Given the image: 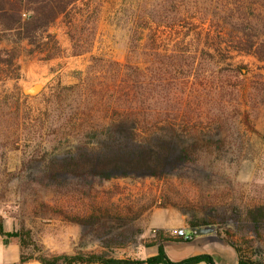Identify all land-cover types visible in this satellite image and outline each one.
Listing matches in <instances>:
<instances>
[{
  "label": "rangeland",
  "instance_id": "1",
  "mask_svg": "<svg viewBox=\"0 0 264 264\" xmlns=\"http://www.w3.org/2000/svg\"><path fill=\"white\" fill-rule=\"evenodd\" d=\"M83 1L99 6L89 53L68 56L71 42L59 19L39 44L52 34L63 56L44 60L45 52L28 55L36 45L23 40L19 77L0 80V229L27 232L39 250L30 246L25 252L38 257L64 253L69 232L80 228V244L90 248L85 252L107 251L113 257L114 243L109 249L98 246L128 231L133 233L127 243L135 242L156 207L172 206L189 220L230 210L233 219L220 228L223 235L233 233L252 261L264 260V230L257 238L251 231H239L235 219L245 205L264 201V61L233 48L239 45L233 37L244 32L230 24L242 17L255 19L259 27L250 33L264 42V0ZM137 16L143 17L144 27L138 31ZM159 20L175 26L158 27ZM218 32L223 35L214 40ZM12 39L4 36L1 47L10 48ZM91 56L143 71L145 112L173 117L182 145L197 143L194 166L170 169L161 178L96 180L92 187L66 174L50 177L49 165L59 163L55 157L76 148L78 130L92 128V121H84L81 98L86 95L69 91L56 102L51 87L78 83ZM39 84L36 94L25 93ZM153 87L158 96H153ZM91 108L104 116L105 98ZM91 215L97 217L94 225L78 222Z\"/></svg>",
  "mask_w": 264,
  "mask_h": 264
},
{
  "label": "trees",
  "instance_id": "2",
  "mask_svg": "<svg viewBox=\"0 0 264 264\" xmlns=\"http://www.w3.org/2000/svg\"><path fill=\"white\" fill-rule=\"evenodd\" d=\"M82 1L0 0V80L19 77L18 59L25 48L20 45L23 40L36 45L27 51L28 55L37 51L45 52L44 60L63 56L64 49L54 35L49 34V40L39 44L41 35L59 19L65 23L66 33L71 42L68 56L89 53L97 31L99 6L89 1H83V4ZM138 5L141 6L140 3ZM142 21L143 17L137 16L135 20L137 31L138 28H144L140 25ZM156 23L158 27L166 26V24L168 27L175 26L171 20L169 22L159 20ZM230 24L233 28H241L244 32L243 35L233 37L236 39L235 44H239L233 48L255 53L261 61H264V42L258 43L256 41L258 39H254V35L250 33L257 24L259 27V23L251 17H242L231 21ZM7 35L13 37V45L10 48L1 47V39ZM221 35L223 34L218 32L213 39L220 40ZM217 43L218 41H214V44ZM69 91L77 92L80 96L86 95L81 98L86 105L84 121L85 124H91L92 121V128L79 129L75 134L78 141L76 148L61 157H55L59 161L56 164L58 166L54 168V165H49L48 169L53 179L66 174L87 187H92L96 180L125 177L161 178L170 169L194 166L193 164L197 162V143L182 145L185 141L180 137L173 117L162 118L145 112L147 88L140 68L106 57L91 56V64L85 72L80 71L78 83L62 87L58 83L51 87V100L60 102L64 99L65 92ZM151 92L154 96L159 91L153 87ZM103 98H105L106 109L104 116L95 115L92 113L91 106L100 103ZM96 219L95 215H91L89 219L78 222L85 226H92ZM230 219H233V215L230 210H226L224 215L216 212L211 218L207 216L202 219H191L189 225L198 227L218 221V235L223 236V239L237 252V264H264V260L254 262L246 257L242 247L232 239L233 233L227 231L226 236L223 235L220 228ZM235 219L239 231H251L257 238H261L264 230V201L252 206L245 205L241 213L235 215ZM106 232L103 231L102 234L105 235ZM0 233L20 240L22 262L36 259L43 264H193L201 261L215 264L209 255L190 257L179 262L171 261L164 252L162 242L185 240L160 230L155 232V241L160 243L159 253L146 260L116 259L107 251H77L74 254L61 253L34 257L25 252L30 246L39 250L27 232L7 233L0 229ZM131 233L133 232H121L114 237L113 241L110 239L103 243V247L109 249L113 243L117 247L124 246L128 240L130 241Z\"/></svg>",
  "mask_w": 264,
  "mask_h": 264
},
{
  "label": "crops",
  "instance_id": "3",
  "mask_svg": "<svg viewBox=\"0 0 264 264\" xmlns=\"http://www.w3.org/2000/svg\"><path fill=\"white\" fill-rule=\"evenodd\" d=\"M172 207H156L151 210L149 219L143 224V228L136 237V241L127 243L124 247H114L116 253L113 258L116 259H139L156 256L159 253V244L155 241V232L163 231L165 234L173 235L178 228H185L189 233L193 234V238L188 241H164L162 246L167 257L173 262H179L190 257L209 255L215 264H237L238 257L235 249L228 244L223 236L215 233L198 236L191 231L189 225V217ZM81 229L78 232L75 229L68 234L69 243L63 251L67 254H74L77 251L89 250L80 244ZM76 240L70 242V240ZM71 240V241H72ZM98 245H96L97 247ZM103 249V246H98ZM22 247L17 237H8L0 233V264H43L36 259L26 262L21 261ZM99 264V263H98ZM162 264V263H160ZM193 264H207L205 261Z\"/></svg>",
  "mask_w": 264,
  "mask_h": 264
},
{
  "label": "water",
  "instance_id": "4",
  "mask_svg": "<svg viewBox=\"0 0 264 264\" xmlns=\"http://www.w3.org/2000/svg\"><path fill=\"white\" fill-rule=\"evenodd\" d=\"M41 87L42 85L39 84V86L36 87V90L30 91V92H28L29 91L28 89L30 88H27L25 90V93L27 95H34L41 89ZM190 229L193 233H195L198 236L207 235V234L215 233L216 231H218V227L214 224H208V225H203V226H198V227H191Z\"/></svg>",
  "mask_w": 264,
  "mask_h": 264
},
{
  "label": "built area",
  "instance_id": "5",
  "mask_svg": "<svg viewBox=\"0 0 264 264\" xmlns=\"http://www.w3.org/2000/svg\"><path fill=\"white\" fill-rule=\"evenodd\" d=\"M174 236L179 237L185 241L191 240L193 238V234L189 233L185 230V228H178L175 230Z\"/></svg>",
  "mask_w": 264,
  "mask_h": 264
},
{
  "label": "bare ground",
  "instance_id": "6",
  "mask_svg": "<svg viewBox=\"0 0 264 264\" xmlns=\"http://www.w3.org/2000/svg\"><path fill=\"white\" fill-rule=\"evenodd\" d=\"M37 86H39V85H35L34 87H31L30 89H28L29 90L28 92L36 90Z\"/></svg>",
  "mask_w": 264,
  "mask_h": 264
}]
</instances>
